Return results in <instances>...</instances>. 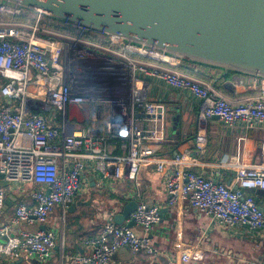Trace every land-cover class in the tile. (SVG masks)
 <instances>
[{"label":"built area","instance_id":"1","mask_svg":"<svg viewBox=\"0 0 264 264\" xmlns=\"http://www.w3.org/2000/svg\"><path fill=\"white\" fill-rule=\"evenodd\" d=\"M51 25L72 32L67 34ZM82 33H92L99 40L84 38ZM99 35L0 4V173L3 181L12 183L0 185V209L5 199L15 202L13 216L0 223V258L15 261L26 253L40 262L48 260L56 239L46 221L56 207L64 213L75 203L83 184H88L86 172H92L131 182L134 190L126 197L135 200L136 207L121 224L113 218L116 208L98 210L94 215L97 234L85 239L82 252L65 255L67 264H111L112 255L122 246L129 247L133 256L147 254L152 264H157L149 234L160 222V206L141 201L138 190L139 170L150 164L161 177L168 205L186 200L224 234L264 238V207L254 195L245 193L248 189L264 190V138L259 161L241 166L234 176L235 188L198 171L194 152L157 156L161 112L147 99L146 83L138 73L160 78L196 96L200 121L217 117L228 127L242 125L248 130L264 128V87L256 96L234 103L210 83L176 70L174 66L180 61ZM87 45L120 53L125 66L109 73ZM142 58L159 63L148 68L150 63ZM110 85L116 87L111 89ZM103 90L108 91L107 96H99ZM103 97L113 111L99 129L94 105ZM83 103L90 105V120H69V107ZM141 122L150 126L142 127ZM111 143L122 152L112 154ZM204 144L200 127L194 145L201 151ZM97 183L102 188V180ZM26 184L32 185L29 191ZM27 195L31 203L25 200ZM130 220L142 228L141 236L127 226ZM19 223H41L44 228L14 233L12 227ZM193 254L194 248L188 246L167 264H188Z\"/></svg>","mask_w":264,"mask_h":264},{"label":"crops","instance_id":"2","mask_svg":"<svg viewBox=\"0 0 264 264\" xmlns=\"http://www.w3.org/2000/svg\"><path fill=\"white\" fill-rule=\"evenodd\" d=\"M85 47L94 50L97 62L105 65L109 73L117 71L116 67L125 66V60L118 52L95 45ZM142 60L150 63L148 68L159 63L150 59L148 61L147 58ZM211 73L213 76L210 84L234 103L256 96L260 88L264 87L262 79L234 73L214 83L218 70L213 69ZM138 77L146 83L147 99L157 105L160 112L163 109L167 115L158 126L160 143L156 150L157 156H172L185 150L194 152L198 156L195 164L198 171L235 188L234 176L241 166L260 159L259 146L264 138V128L248 130L242 125L228 127L217 117L200 121L199 99L189 91L171 87L164 80L146 73H138ZM225 82L230 83L229 87ZM110 86L111 89L116 87ZM94 107V116L98 115L97 119L100 120L97 127L101 129L103 120L111 115L113 106L110 103L96 102ZM140 126L148 128L150 125L141 122ZM200 127L205 136V144L198 151L194 138ZM109 149L112 154L122 152L116 143H111ZM172 168L174 172L177 170L176 167ZM86 177L88 184H83L82 190L76 195L75 203L64 213L60 207H56L46 221L45 225L53 229L56 239V248L50 258L40 262L33 255L24 253L15 260L18 261L17 264H67L65 255L82 252L85 239L97 234L95 213L98 210L112 211L114 208L115 213H119L131 200L126 197L134 190L131 182L115 180L110 176L102 177L99 173L93 175L92 172H86ZM138 179L140 200L147 204H158L161 210L160 222L153 226L149 234L155 251L152 257L155 263L167 264L169 260L177 258L180 250L191 246L194 254L188 264H264V238L246 239L224 234L220 226L210 225L209 218L192 208L186 200L173 206L168 205L162 190L161 177L153 164L141 167ZM98 180H102V188H98ZM31 187L30 184L24 186L26 191ZM245 193L254 195L264 207V190L248 189ZM25 200L31 203L28 195ZM14 207L15 202L11 201L9 206L0 209V223L13 216ZM41 226V223H19L12 228L17 233V230L23 229L35 231ZM130 227L136 235L143 234L141 227L135 224ZM150 259L143 252L133 256L129 247L122 246L112 255L111 264H152ZM11 262L13 261L0 258V263Z\"/></svg>","mask_w":264,"mask_h":264},{"label":"water","instance_id":"3","mask_svg":"<svg viewBox=\"0 0 264 264\" xmlns=\"http://www.w3.org/2000/svg\"><path fill=\"white\" fill-rule=\"evenodd\" d=\"M3 3L180 62L209 66L218 70L214 83L230 73L264 80V0H0ZM90 117L88 103L69 107V120L84 123ZM0 185L12 183L3 181L0 173ZM4 203L9 206L11 201ZM135 207L136 201L130 200L114 214V221L123 223ZM126 224L132 226L133 221Z\"/></svg>","mask_w":264,"mask_h":264},{"label":"trees","instance_id":"4","mask_svg":"<svg viewBox=\"0 0 264 264\" xmlns=\"http://www.w3.org/2000/svg\"><path fill=\"white\" fill-rule=\"evenodd\" d=\"M52 29H57L62 32H65L67 34L71 33L72 31L66 28H58L53 25L50 26ZM82 37L91 39V40H99L94 34L92 33H82ZM174 68L182 73H185L189 76L202 79L206 81L207 83H210L213 74L211 71L214 68H211L209 66L200 65V64H194V63H187L181 61L177 66H174Z\"/></svg>","mask_w":264,"mask_h":264},{"label":"rangeland","instance_id":"5","mask_svg":"<svg viewBox=\"0 0 264 264\" xmlns=\"http://www.w3.org/2000/svg\"><path fill=\"white\" fill-rule=\"evenodd\" d=\"M97 36H98V35H97ZM99 36H101V35H99ZM69 41H70V40H69ZM89 50H91V51H94L93 49H90V48H89ZM93 53H94V52H93ZM94 54H95V53H94ZM94 56H95V55H94ZM95 60L97 61L98 59H97V58H95ZM120 68H121V67H116V70L118 69L117 71H119V70H120ZM102 93H103V94H102ZM102 93H100V94H99V96H107V94H108V91H105V92H104V90H103V91H102ZM109 96H112V94H111V95H109ZM105 101H107V97L98 98V102L105 103Z\"/></svg>","mask_w":264,"mask_h":264},{"label":"bare ground","instance_id":"6","mask_svg":"<svg viewBox=\"0 0 264 264\" xmlns=\"http://www.w3.org/2000/svg\"><path fill=\"white\" fill-rule=\"evenodd\" d=\"M166 59V58H165ZM109 69H111V68H109ZM114 69V68H113ZM118 70V69H117Z\"/></svg>","mask_w":264,"mask_h":264}]
</instances>
